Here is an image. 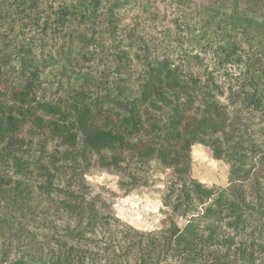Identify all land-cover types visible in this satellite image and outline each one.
<instances>
[{
  "label": "trees",
  "instance_id": "trees-1",
  "mask_svg": "<svg viewBox=\"0 0 264 264\" xmlns=\"http://www.w3.org/2000/svg\"><path fill=\"white\" fill-rule=\"evenodd\" d=\"M55 1L0 0V7L20 12L14 46L0 37V237L6 240L0 254L6 264H264V138L249 116L264 112V71L251 88L227 85L230 104L246 111L233 112L217 96L224 92L221 81L211 75L199 84L180 62L136 40L134 28L111 21L108 46L93 44L82 53L92 64L69 77L77 84L66 94H48L33 78L36 50L46 52L58 26L107 2L117 5ZM42 3L50 13L33 18L29 12ZM212 51L225 61L232 55L220 44ZM196 143L226 162V186L192 176ZM154 162L167 171L159 196L166 223L140 230L112 212L118 191L87 176L117 174L127 192L146 183L140 169ZM27 217L38 221L35 235L43 237L32 256L20 233Z\"/></svg>",
  "mask_w": 264,
  "mask_h": 264
},
{
  "label": "rangeland",
  "instance_id": "rangeland-1",
  "mask_svg": "<svg viewBox=\"0 0 264 264\" xmlns=\"http://www.w3.org/2000/svg\"><path fill=\"white\" fill-rule=\"evenodd\" d=\"M42 4L29 12L33 18L40 11L43 18H47L50 10H45L47 4ZM19 14L14 7L3 4L0 7V37L7 36L11 47L14 46L12 36L18 37L19 33ZM111 21L118 29L134 28L132 32L136 40H144L160 56L180 62L188 78L192 73L199 84L206 82L211 75L221 81L224 92L217 96L222 102H229L227 85L230 83L240 90L261 82L259 78L264 71V0H117V5L107 2L103 8L96 9L83 19H75L63 28L58 26L49 35L45 49L43 43H38L46 52L38 54L36 50L35 61L38 59L39 68H33L35 81L39 80V85H47L44 88L48 94H66L71 84H77L69 77H77L75 71L87 70L92 64L82 53L95 49L93 44L108 46L106 28ZM38 29L41 27L32 28V33H38ZM218 44L232 53L228 60L212 51ZM48 49L54 57L48 56ZM251 73L254 75L251 76ZM238 81L241 88L236 87ZM228 104L233 112H246L242 111L239 102ZM249 116L255 128H262L261 137L264 138V112ZM140 173L145 176L146 183L127 192L120 189V178L114 173L101 171L87 176V180L118 191L112 212L125 223L140 230L160 229L166 223L159 196L167 171L154 162L145 169L141 168ZM191 173L208 185L226 186L229 180L226 162L211 157L207 149L198 143L191 147ZM28 220L29 225L24 226L20 233L29 248L25 253L32 256L36 254L37 241L43 237L35 235L39 232L38 221ZM1 241L6 240L0 237ZM12 242L13 246L17 245L15 240ZM12 254L13 251L10 256ZM6 259L10 257L6 256ZM0 264H6L1 254Z\"/></svg>",
  "mask_w": 264,
  "mask_h": 264
}]
</instances>
